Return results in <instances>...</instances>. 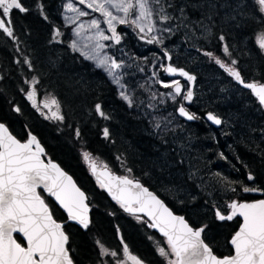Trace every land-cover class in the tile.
<instances>
[{"label":"trees","instance_id":"1","mask_svg":"<svg viewBox=\"0 0 264 264\" xmlns=\"http://www.w3.org/2000/svg\"><path fill=\"white\" fill-rule=\"evenodd\" d=\"M173 2L179 4L177 0ZM23 3L30 9L29 12L13 11L11 14L15 30L14 38H9L0 32V122L6 124L10 132L20 140H24L29 132L34 134L43 145L45 156L55 160L86 193L90 221L88 228L82 229L69 223L65 213L47 195L39 191L55 209L54 218L64 224V231L69 236L67 247L73 250L70 256L74 264H113L110 257L101 256L97 241L107 249L117 252L122 251L126 244L129 253L138 257L144 264H166L153 243L155 240L163 241L164 237L148 226L145 217L126 213L119 203L105 193L89 173L84 153L89 154L90 160L107 165L113 173L141 181L173 212L183 215L194 227L207 225L203 239L217 256L232 253L228 241L238 228L240 220L234 218L233 221H219L215 216L216 209L214 208L213 212L209 209L205 210L204 207L200 209L199 201L192 206V208L198 207L199 210H191L186 202L183 206H177L171 197L162 192V188L167 191L166 186L172 188L179 184L174 178V174H177L178 162L173 155L177 150L171 142L170 145L164 146L154 137L146 120L143 117L137 118L136 114L125 106L107 78L78 57L69 47L66 33L56 14L60 0H23ZM38 3L43 7V15L37 9ZM188 9L190 11V8ZM251 10L254 12L252 14H259L255 12L253 5ZM44 16H47V19ZM257 16L253 17L254 24L251 23L252 20L248 25L243 24L242 29L248 37L258 31L254 30V27L260 25L257 22L262 20V17ZM54 28L63 32V35L57 38L62 41L61 43H49ZM118 33L123 36L120 44L135 54L145 56L148 53L149 56L153 50L158 49L154 44L139 41L134 32L126 26L120 27ZM174 36L180 37L181 32L178 30ZM203 49L209 50V48ZM203 49L201 50L207 51ZM193 50L197 51L196 48ZM248 50L252 51L250 57H242L243 60L241 59L240 64L235 68L240 73L258 67L264 72V54L259 52L262 57L259 58L258 51L252 47V43L244 49L243 53L246 56ZM216 56L224 61L222 57L224 55L220 50ZM24 57H28L31 62V69L24 63ZM207 58L205 55V60ZM166 61L172 60L166 58ZM250 61H255V65L244 68ZM177 62L178 66H181L183 61ZM214 68L220 70L219 65H215ZM33 76L37 77L38 84L25 83V81L31 82ZM262 78L264 81V75ZM33 88L36 90L33 99L37 102L45 98L50 102L51 99L48 98L52 96L60 101L63 121L51 117L46 119L45 115L41 114V109L38 111L33 107L34 101L26 97V92ZM227 92L218 90L216 93L228 95ZM96 103L103 105L104 111L111 116L110 120H104L96 114L94 107ZM15 107H19L20 112L14 111ZM256 108L260 114L263 113L260 110L263 108L259 104ZM258 117L255 125L262 121L261 119L264 122V114L263 118ZM252 122L248 119L247 133L243 139L237 137L239 133L236 125H231L227 130L228 139L222 140L223 137L218 135L216 142L211 137L209 144L205 142L200 149L208 146L207 149L212 157V150L216 151L217 154L212 160L219 169L226 159L230 168L228 175L232 180L248 183L247 175L251 170L256 177L253 186L264 188V139L262 140L261 137H264V127L255 128L253 131ZM106 127L110 131V139H105L103 135ZM77 130L80 132L79 136L76 135ZM251 137L254 138L253 143ZM227 143H230L228 148H226ZM163 153L167 155L166 160L165 157L161 158ZM118 156L123 163L117 160ZM172 165L174 167H170ZM235 186L238 188V185ZM243 196L240 199H254L250 195L243 194ZM15 238L23 243L18 235H15Z\"/></svg>","mask_w":264,"mask_h":264},{"label":"snow or ice","instance_id":"2","mask_svg":"<svg viewBox=\"0 0 264 264\" xmlns=\"http://www.w3.org/2000/svg\"><path fill=\"white\" fill-rule=\"evenodd\" d=\"M76 0H68L64 5L67 12H73L78 17L89 15L83 9L75 6ZM80 5L91 9L92 12H99L104 16V22L108 26L111 35H106L100 29V22L96 19L90 21V27L97 29L95 36H89L91 41L96 39L95 45L88 51H81V55L86 59L96 61V66L102 68L109 76L111 82L118 86V93L122 100L128 106L134 107L135 97L123 83L125 75L123 69L130 67L124 60H118L115 57L101 56L96 50L110 47L99 43L100 40L112 41L119 45L123 39L122 34L117 32L116 24H130L134 29H139V38L144 40L147 34L156 32L157 35H151L146 39L148 44L163 45L164 33L170 35L183 28L192 32V37L196 36L195 29H201L203 38L212 35V25L205 21H211L214 25V17L219 16L220 11L230 8L232 13H225L222 22L227 24L229 21H235L236 15H245L243 9L248 7L247 0H237L235 6L229 0H183L182 3H174L173 0H78ZM255 12H258L264 18V0H251ZM188 8H193L200 13V19L191 20L187 13ZM37 9L43 15V7L37 4ZM110 9L123 13V16L114 15ZM13 11L27 13L30 11L23 3V0H0V32L7 37L14 38V25L11 20ZM179 13L175 15L174 13ZM47 19V16H44ZM70 24H76V20L71 16H65ZM115 22V23H114ZM264 22V21H262ZM190 24L192 27H190ZM239 27V25H236ZM84 28L83 24L77 25L73 29L76 36L80 35V30ZM63 33L58 28L53 29L52 38L49 43H61L58 37ZM186 38L187 33L185 34ZM218 39L223 42L226 37L221 33ZM256 43L259 49L264 50V31L257 34ZM69 47L73 50L77 48V41L70 42ZM86 49L88 45L84 46ZM164 57L171 60L172 57L167 49H162ZM197 51H202L197 49ZM225 55H231L227 44L223 47ZM204 55L213 58L229 76L250 89L257 97L258 103L264 106V83L246 82L238 69L233 67L237 64L236 60H231L227 65L221 58L214 56L212 52H203ZM24 63L31 69L32 65L28 57H24ZM163 72L170 76L179 75L186 78L189 82H194L196 77L183 68H177L171 64L162 65ZM142 70V69H141ZM155 75V73H154ZM164 88H171L169 93H160V96L170 97L174 103L179 104L176 112L180 117L187 121L199 120L201 117L191 112L186 102L193 101V91L181 85L179 80L173 79L170 82L158 80ZM25 83L38 84L37 77L33 76L32 81ZM144 87V85H141ZM23 91V90H22ZM36 94L35 88L26 92L28 100H33ZM51 95V94H50ZM179 97L180 99H176ZM155 94L152 99H155ZM163 102L162 100L160 101ZM143 103V102H141ZM43 108L51 111L55 106L57 111H51V118L54 120H64L60 113V101L52 96L50 102H42ZM33 107L40 110V106L33 102ZM95 112L104 120H110L111 116L104 111L101 103L95 104ZM154 107V105H150ZM20 112L19 107L13 109ZM48 119V115L41 112ZM172 114H170L171 116ZM206 120L212 124L221 125L223 121L213 112L206 114ZM175 119L165 117L156 121L154 130H163L165 132L175 129H169V125ZM76 135L80 132L77 130ZM105 139H110V131L106 127L103 130ZM35 145V149H33ZM44 154V148L41 147L37 138L29 132V138L21 142L9 132V129L0 123V264H74L70 256L73 251L69 244V236L64 231V224L55 219V209L47 201V198L38 192L42 188L48 197L54 199L56 204L67 213L68 221H75L88 228L87 217L88 204L85 203L88 197L73 182L72 177L68 176L61 168L48 160L45 163L41 156ZM223 157V154H221ZM84 158L89 159V154L84 153ZM121 160V157H117ZM183 161H180L182 163ZM121 163L123 161L121 160ZM93 173L96 171V164L91 165ZM247 167V166H245ZM107 168V165H105ZM131 171V169H127ZM194 174L189 175L192 179ZM216 176H220L216 173ZM256 177L249 170L247 181L255 183ZM109 183H101L102 187H107L114 200L120 203L125 212L144 213L151 221L148 226L157 228L159 232L166 237L167 248L157 242L159 255L163 257L166 264H264V199L247 202L243 200H230L225 211L224 208L213 205L216 209L215 216L219 221H233L235 217H242V222L238 230L234 232L228 243L232 246V253L225 256H217L212 247L202 238L207 225L194 227L183 216H178L169 209L157 195L144 187L138 179H129L126 176H115L109 174ZM220 182L226 190L234 194L238 191L242 193L264 192V188L251 186L241 180H230L227 177H221ZM113 183L115 190L113 188ZM238 185L232 187V185ZM116 193H119L117 195ZM137 219H140L137 217ZM119 231V229H118ZM14 233L21 234L23 243L14 237ZM151 239V237H150ZM123 243V241H121ZM100 245L101 256L111 255L117 257L116 264H127L131 260L133 264H142V261L129 253V248L125 244L123 253L126 259H120V254L115 250H109L97 241Z\"/></svg>","mask_w":264,"mask_h":264},{"label":"rangeland","instance_id":"3","mask_svg":"<svg viewBox=\"0 0 264 264\" xmlns=\"http://www.w3.org/2000/svg\"><path fill=\"white\" fill-rule=\"evenodd\" d=\"M179 3H182L183 0H177ZM195 2V0H193ZM223 2V0H222ZM235 6L237 0H229ZM68 3V0H60L59 6L56 7V13L61 22V27L63 31L66 33L67 40L70 44L71 41L76 40L77 41V48L79 50H74V52L80 57L83 61L87 62L90 66H92L94 69L100 71L107 80L113 85L117 92L118 98L125 104V106L130 109L134 114H136L138 117H143L147 124L149 125L150 129L153 131L154 137L159 139L160 142L163 143L164 146L167 144L171 145L177 150V152L173 155L174 158H177L178 167L176 166L177 174H174V178L176 179L177 183H179L177 186H172V188L167 187V191L162 188V192L165 195H168L171 197L172 201L174 200L175 205L177 206H183L184 202L187 203V206L191 207V210H199L198 207L192 208V206L196 205V201H199L198 205L204 207L205 210H210L213 212L214 207L213 205L222 207L225 209V211H228L226 208L227 203L230 200H242L240 198H243L242 192H237L234 194L230 190H226L224 185L220 182L221 177H227L228 179L232 180L229 174L230 168L227 163V160L224 159V162L222 164V168L219 169L217 166H215V161L213 163V157L215 156L216 151L212 150V155L210 154L209 149H207L208 146H205L204 148L200 149V146L196 145L194 142V139L191 136H186V131L183 132L185 125L182 123V121L179 119V117L176 114V109L178 108L179 104H176L173 102V100L170 97L167 96H160V93H169L172 91L171 88H164L158 80H162L165 82H170L173 79L177 78H169L165 72L162 70V65H165V63L169 62L166 61V58L164 57V52L162 49H167L169 51V54L172 57V61L174 62V65H178L177 61H185L188 65H191L192 62L195 60L196 62H200V60H205V55L202 54V52H197L193 49H203V48H209L203 49L207 51H211L213 54L214 52L218 54V50L224 55L222 56L224 58V61L228 64H231V60H236L237 64L233 65V67L240 64V61L242 57H250L252 51L248 50L247 56L244 54V49L246 46L250 45L252 43V47L258 49V56L259 58H262L260 56L261 54H264V50L259 49L257 43H256V37L257 34L261 31H264V22L263 18L262 20H259L260 25L254 27L255 31L254 34L250 37L246 35L244 32L243 24L248 25V22H253V17H258L257 15L260 14H252L254 13L251 10L252 4L251 0H247L248 7L243 9L245 15H236L235 21H229L227 24H224L222 22V17L225 13H232V10L230 8H225L220 11L219 16L214 17V25L211 21H205L206 24L212 25V35L208 36L206 39L203 38L202 30L201 29H195L196 36L201 37L200 39H196L192 37V32H190L188 29H179V32H181L180 37L174 36V34L178 31H175L174 34L170 35L167 33H164L163 35L166 37L164 40L163 45H157L154 43V45L157 46L158 49L153 50V52L150 53V55H138L130 51L129 49H125L121 44L116 45L112 41H105L100 40L99 43L104 45H111L110 47H105L103 49H97L96 51L101 55H108L117 58L118 60H124L126 64L131 65L130 67H126L123 69L125 75L123 77V83H125L126 87L131 91L132 95L135 97V104L134 107H129L128 104L122 100L118 93V86L113 84L109 78V76L106 74V72L102 69L96 66V61L86 59L85 56L81 55V51H88L90 50L95 43L97 42L96 39L89 40V36H95V33L97 29L91 28L90 21L92 19H96L100 22V29L105 32L106 35H111V32L108 31V26L104 22L105 18L101 13L99 12H92L91 9L86 8L84 5H80L78 3V0H76L75 6L78 9H83L84 11L88 12L89 15L82 16L77 18V14L73 12H67L64 8V5ZM114 15L117 16H123V13L116 12L115 9H110ZM55 12V10H54ZM187 13L191 20H198L200 19V13L199 11L190 8L187 9ZM175 15H178L179 13H174ZM235 14V13H232ZM196 15V16H195ZM65 16H71L73 19L76 20V24H70L66 21ZM115 23V22H114ZM83 24L84 28L80 30V35L76 36L74 34L73 29L77 27V25ZM219 25V27H218ZM236 25H239L237 27ZM126 26L127 28L131 29L134 34L138 37L139 41L146 42V39L151 35H157L156 32L149 33L145 37L144 40L139 38V29H134L133 26L130 24H116V29L118 32V29L120 27ZM190 27L191 24H190ZM252 28V26L250 27ZM63 33V32H61ZM187 37L191 38H186ZM223 33L226 37L225 41L221 42L218 37L219 35ZM237 35V36H236ZM175 39H174V38ZM174 39V40H173ZM242 42V43H241ZM246 46H244V44ZM227 44L230 48L231 55H225L223 52L224 45ZM88 45V48L86 49L84 46ZM151 45V44H150ZM153 45V44H152ZM260 52V53H259ZM243 60V59H242ZM245 63V61H244ZM243 63V64H244ZM210 65V64H209ZM251 65H255V61L253 62H247L246 66L244 68H251ZM142 69V70H141ZM202 70L203 68H199ZM206 68L204 67V71L206 73H209ZM219 71L211 69L210 74H217L215 75V78L218 80L214 82V75L213 76H207V79H205V86L204 88L200 89V93L204 95H211L213 91H220V92H227L225 96H221L216 92H213L214 95H216L217 99H235L236 95V88L232 85L231 82L228 80H221L222 77L218 73ZM155 73V75H154ZM141 85H144V87H141ZM155 94L156 98L152 99V96ZM47 97V96H46ZM51 99V98H48ZM176 99H180L177 97ZM163 101L162 103L160 101ZM34 102H36L37 105L40 106V109L43 113L47 114L48 117H51V111H57L55 106H52L51 111H49L48 108H43L42 102H47L46 98L42 101H36V99H33ZM143 102V103H141ZM150 105H154V107H150ZM170 114H172L170 116ZM172 116L175 117L173 122L169 125V129H175V131H163V130H154V125L156 121L161 120L162 118H169L171 119ZM179 132H182V134H178ZM223 138L224 140L226 138V132L223 130ZM169 135V136H168ZM191 135V134H189ZM251 142L254 141L253 137H251ZM253 143V142H252ZM162 145V144H161ZM230 146V143H227L226 148ZM224 152V151H222ZM166 153H163L161 155V158H164L166 160ZM168 160H170L168 158ZM180 161H183L180 163ZM214 164V165H213ZM99 166H104L103 163H100ZM170 167H174L173 165ZM175 171V172H176ZM216 173H219L220 176H216ZM194 174L192 179H189V175ZM187 182H185V180ZM247 181V180H246ZM97 183V182H96ZM175 183V182H174ZM253 186V183H251ZM232 187H236L234 184ZM247 195V194H245ZM185 205V208L188 209ZM157 242L154 241V246L157 250ZM160 244L167 248L166 239H163V241H160ZM120 254V259H126L123 250L118 252ZM159 253V252H158ZM107 257H110L112 259L113 264H116L117 257H112L111 255H106ZM127 264H132L129 260L127 261Z\"/></svg>","mask_w":264,"mask_h":264},{"label":"flooded vegetation","instance_id":"4","mask_svg":"<svg viewBox=\"0 0 264 264\" xmlns=\"http://www.w3.org/2000/svg\"><path fill=\"white\" fill-rule=\"evenodd\" d=\"M207 52H211V51H207ZM214 56H216V54H214ZM207 57L208 58L206 60H200V62H196L194 60L191 65H188L185 61L182 62L181 66L176 65L177 67H182L186 69L188 72L194 74L196 77L194 81L195 84H194V90H193L194 92L193 101L187 104L186 107L191 112L197 113L201 117V119L199 120L186 121L185 119L179 117L176 112L179 119L185 125L183 132L186 131L187 133L191 134V135L186 134L184 138H186L187 136H191L194 139V142L196 143V145L202 146V145H205V142L207 143L210 142L211 137L214 139V141L217 142V136L219 135L222 138L223 137L222 135L224 134L223 130L227 134V130L231 125L232 126L236 125V128L238 129L237 133H239L237 137L238 138L240 137L241 139H243L247 133L246 129L248 126V119L253 121L252 128H251L253 129V131L255 130V128L264 127L263 119H261L262 121H260L257 125H255L256 121L259 119L258 116L263 118L264 107L258 103V100L253 96L254 94L250 90L246 88H242L239 85V83L234 78L229 76L228 73H226L222 68L219 67L220 70H217V71H219L218 73L222 77L221 80L223 79L228 80V81L231 80L230 81L231 86L233 85L236 88V91H235L236 95L234 97L235 99H227V98L217 99L216 95H214L213 92L211 93V95H204L199 92L200 89L204 88L205 86V79H207L206 75L207 76L214 75V82L218 80L217 78H215V75L217 74H210L212 68L216 70L214 66L217 64L215 63L213 58H210L209 56ZM186 64L188 66H186ZM201 67L203 68L202 70L199 69ZM204 67L206 68L205 70H207L209 73H206L204 71ZM258 68L254 70H246L245 71L246 73L245 72L241 73L242 78L248 83H253V82L264 83V81L262 80L264 72ZM179 81L181 82L182 86H185L186 88H188L187 82L182 81V80H179ZM242 95H245V96L242 97ZM221 96H225V95H221ZM257 104H259L263 108V109H260L263 112L262 114H260L259 113L260 111L256 108ZM208 112H213L214 114L218 115L223 121V123L219 126H215L211 124L205 118ZM178 134H182V132H179ZM261 137L263 140L264 137L263 136ZM247 182L252 183L249 181ZM252 197H254V199H262L264 198V192L262 195H257V196H252Z\"/></svg>","mask_w":264,"mask_h":264},{"label":"water","instance_id":"5","mask_svg":"<svg viewBox=\"0 0 264 264\" xmlns=\"http://www.w3.org/2000/svg\"><path fill=\"white\" fill-rule=\"evenodd\" d=\"M167 64H171V63H166V65ZM171 65H173V66H175V67H177L176 65H174V64H171ZM177 68H182V67H177ZM184 69V68H183ZM186 70V69H185ZM187 71V70H186ZM190 73V72H189ZM169 78H177V80H182V81H185V82H187L188 83V88H191V90L193 91L194 90V82H189L188 80H186V78H184V77H181V76H179L178 74L177 75H174V76H170V75H168L167 73H165ZM190 74H192V73H190ZM194 75V74H193ZM239 83V82H238ZM239 85L242 87V88H244L243 87V85L242 84H240L239 83ZM247 89V88H246ZM248 90H250V89H248ZM251 91V90H250ZM252 92V91H251ZM193 95H194V92H193ZM256 99H257V97L255 96V95H253ZM258 100V99H257ZM185 104L187 105V104H189V102H186L185 101ZM264 107V106H263ZM178 114V113H177ZM178 116H179V114H178ZM180 117V116H179ZM181 118H183V117H181ZM183 119H185V118H183ZM186 120V119H185ZM187 121V120H186ZM210 122V121H209ZM0 123H2V122H0ZM211 123V122H210ZM4 124V123H3ZM212 124V123H211ZM5 126H6V124H4ZM213 125H215V124H213ZM215 126H219V125H215ZM7 127V126H6ZM8 128V127H7ZM9 129V128H8ZM9 132H10V130H9ZM11 133V132H10ZM12 134V133H11ZM32 134V133H31ZM13 135V134H12ZM32 135H34V134H32ZM35 136V135H34ZM36 137V136H35ZM28 138H29V133H28V135H27V137L24 139V140H20L21 142H25V141H27L28 140ZM37 138V137H36ZM18 139V138H17ZM19 140V139H18ZM37 141L40 143V141L38 140V138H37ZM40 145H41V147L42 148H44L43 147V145L40 143ZM33 149H35V145H33ZM41 159L45 162V163H47V161L48 160H51L53 163H55V164H57L60 168H61V170L62 171H64L68 176H71L68 172H66L55 160H52V159H50L49 157H46L45 156V149H44V154L41 156ZM85 163H86V165H87V168H88V171H89V173L91 174V176L93 177V179L97 182V184L105 191V193L111 198V199H113L112 198V195L109 193V191H108V189H107V187H102L101 186V183L103 182V183H105V184H108L110 181H109V174H111V175H115V176H120V175H118V174H116V173H113L108 167L107 168H105V166H99V164L96 162V161H93V160H90V158L89 159H85ZM93 163H95L96 164V171H95V173H93V170H92V167H91V165L93 164ZM72 177V176H71ZM127 177V176H126ZM129 179H133V178H130V177H128ZM72 180H73V182L76 184V186L77 187H79L78 186V184L76 183V181L74 180V178L72 177ZM140 183L142 184V182L140 181ZM144 187H147L146 185H144V184H142ZM80 188V187H79ZM113 188H114V190H115V186H114V183H113ZM148 188V187H147ZM81 189V188H80ZM149 189V188H148ZM37 191L39 192V191H41V192H43V189L42 188H38L37 189ZM81 191H83L82 189H81ZM149 191H151L152 193H154L155 195H157L155 192H153L152 190H150L149 189ZM84 192V191H83ZM45 195H47V193H45V192H43ZM117 195H119V193H116ZM244 194H248V195H262L263 194V192H254V193H244ZM48 196V195H47ZM158 196V195H157ZM49 199H51L55 204H56V202L54 201V199L53 198H51V197H48ZM158 198L159 199H161L159 196H158ZM262 199H264V198H262ZM114 200V199H113ZM162 200V199H161ZM255 200H259V199H254V200H249V201H247V200H243V201H247V202H252V201H255ZM114 201H116L117 202V200H114ZM163 201V200H162ZM164 202V201H163ZM85 203L87 204V202L85 201ZM118 203V202H117ZM165 203V202H164ZM120 204V203H119ZM57 205V207H59L58 206V204H56ZM165 205L169 208V209H171L166 203H165ZM60 208V207H59ZM61 209V208H60ZM62 211H63V209H61ZM172 210V209H171ZM173 211V210H172ZM216 211V210H215ZM64 212V211H63ZM65 213V215H66V217H67V213L66 212H64ZM126 213H128V212H126ZM175 215H178V216H183V215H181V214H178V213H175V212H173ZM129 214H131V215H142L143 217H145L147 220H148V224H150V223H152V221L146 216V215H144V213H135V214H132V213H129ZM87 217H88V222L90 221V208L88 207V212H87ZM184 217V216H183ZM235 218H238L239 220H240V223L242 222V217H235ZM187 220V219H186ZM67 221H68V218H67ZM58 222H61V221H58ZM69 223H73V224H75V225H77V226H79V227H81L82 229H85L82 225H80V224H78L77 222H75V221H68ZM61 223H63V222H61ZM240 223H239V226H240ZM239 226H238V228H239ZM201 227V226H200ZM153 231H155V232H157L160 236H162V237H164L160 232H159V230L157 229V228H152V227H150ZM238 228L236 229V230H238ZM234 234V233H233ZM232 234V235H233ZM14 235V237H15V235H18L22 240H23V237H22V235L21 234H18V233H14L13 234ZM232 237V236H231ZM231 237H230V239H231ZM165 239H166V237H164ZM202 238H203V233H202ZM229 239V240H230ZM229 246H230V248L232 249V246L229 244ZM66 247H67V245H66ZM131 254V253H130ZM131 255H133V254H131ZM135 256V255H134ZM220 257H222V256H220ZM138 258V257H137ZM139 259V258H138ZM132 264H133V262L131 261V260H129ZM142 264H144L143 262H142Z\"/></svg>","mask_w":264,"mask_h":264}]
</instances>
